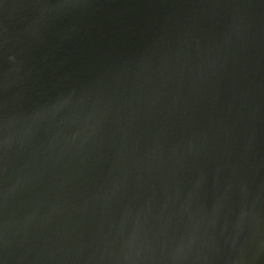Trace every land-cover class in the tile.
Here are the masks:
<instances>
[{
    "label": "water",
    "instance_id": "95a60500",
    "mask_svg": "<svg viewBox=\"0 0 264 264\" xmlns=\"http://www.w3.org/2000/svg\"><path fill=\"white\" fill-rule=\"evenodd\" d=\"M0 264H264V0H0Z\"/></svg>",
    "mask_w": 264,
    "mask_h": 264
}]
</instances>
